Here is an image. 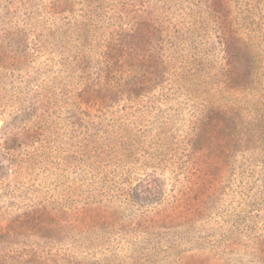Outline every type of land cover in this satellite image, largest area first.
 Instances as JSON below:
<instances>
[{"label": "rangeland", "instance_id": "374dc122", "mask_svg": "<svg viewBox=\"0 0 264 264\" xmlns=\"http://www.w3.org/2000/svg\"><path fill=\"white\" fill-rule=\"evenodd\" d=\"M0 264H264V0H0Z\"/></svg>", "mask_w": 264, "mask_h": 264}, {"label": "trees", "instance_id": "16d2710c", "mask_svg": "<svg viewBox=\"0 0 264 264\" xmlns=\"http://www.w3.org/2000/svg\"><path fill=\"white\" fill-rule=\"evenodd\" d=\"M244 21L246 22V18H237L234 20V24L232 23L231 25V29L232 30V34L229 37L228 36H223L222 37V44L227 46V47H234L235 43L238 45L240 43H242L243 45H252L251 47H253L254 45H258V41L259 39L257 38L258 36H252L250 35L249 37L246 36L244 37L243 33H250V31H246V29L244 30ZM243 22V23H242ZM257 48V47H255ZM255 52H253V54L255 55V57L257 58L260 54H258L257 49L254 50ZM154 183V180H148L146 182H144L143 184L140 185L141 188H145L147 190L146 193L151 194V190H150V185H152ZM139 190H141L140 188L137 190V194L135 195L138 199H140L141 201H144L145 197L144 194L139 193ZM141 192V191H140Z\"/></svg>", "mask_w": 264, "mask_h": 264}]
</instances>
